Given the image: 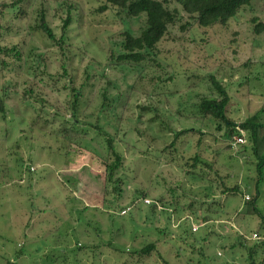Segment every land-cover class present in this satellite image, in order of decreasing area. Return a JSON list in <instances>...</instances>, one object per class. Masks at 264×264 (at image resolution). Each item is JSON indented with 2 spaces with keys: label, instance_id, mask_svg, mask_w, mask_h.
<instances>
[{
  "label": "rangeland",
  "instance_id": "rangeland-1",
  "mask_svg": "<svg viewBox=\"0 0 264 264\" xmlns=\"http://www.w3.org/2000/svg\"><path fill=\"white\" fill-rule=\"evenodd\" d=\"M161 1L176 20L157 49L130 62L119 59L126 32L140 36L146 15L101 11L108 0H0V264H253L254 245L264 264V175L258 195L250 133L231 148L228 128L199 109L219 95L213 74L231 95L230 120L264 122V32L254 21L264 22V0L208 28L177 0ZM72 87L81 94L75 139L66 133ZM109 135L123 155L121 197L103 163ZM145 199L166 206L153 212ZM133 201L125 215L114 208Z\"/></svg>",
  "mask_w": 264,
  "mask_h": 264
},
{
  "label": "trees",
  "instance_id": "trees-1",
  "mask_svg": "<svg viewBox=\"0 0 264 264\" xmlns=\"http://www.w3.org/2000/svg\"><path fill=\"white\" fill-rule=\"evenodd\" d=\"M254 0H177V2L182 6L183 10L190 15V17L197 20L198 24L203 28L213 27L214 25L221 24L227 25V23L237 17L239 10L244 7L251 5ZM117 7V14L121 15L125 14L128 18L140 17L141 15H146V24L147 27L142 31L140 36H135L131 32H126L125 42L123 43V47L125 53L119 57L122 61H134L140 62L145 59L143 51L154 50L158 48L159 43L164 39V37L169 32V25L176 20V16L179 14V10H170L164 1L161 0H108V2L100 7L101 11H106L108 8ZM259 19L255 18L254 21L257 23L255 25V32L257 34H262L264 32V22H257ZM72 22V15L69 14L67 19L64 21V25L62 27L64 34L60 40L61 45L64 44V40L66 39L67 30ZM40 27L51 39H55L56 36L54 34L53 29L49 26L46 18L43 16L40 21ZM3 48H0L2 51ZM176 76V73H174ZM210 79L218 91V97H204L199 103L200 115L204 118H214L218 121L219 128L221 129L223 125L228 128L227 135L230 138L229 147L233 148V144L235 142L236 136H243L247 142V134L250 133L251 140L253 141V151L256 156V169L258 174L257 179V190L256 193L260 194V182L264 175V148L261 147L262 140L264 139V122L257 120L256 115L249 116V118L243 122H235L230 120L228 116L227 108L231 102V95L228 90L222 85V83L214 76L213 74L210 76ZM74 100L71 101V109L73 110L71 113L73 125L69 128L66 133L70 136V139L74 137V128L76 126L77 121H79L76 112L78 111V103L81 98V94L75 87H72ZM30 95H34V90L31 89L28 92ZM45 103L44 99H40ZM0 112L6 113V109L4 107V102L2 98H0ZM99 130H102L99 126H96ZM194 132L193 129H188L184 131L176 132V137L174 141L170 144V146H174L176 141L186 133ZM263 132V134H261ZM196 133L202 134L201 130ZM244 133V134H243ZM246 142L244 144H246ZM107 143L109 146L110 153L109 155L103 159V163L107 170V180L108 183L114 185V191L121 197L123 194V184L126 183V180L118 175L121 167L123 165V155L118 151L115 138L112 136H108ZM242 144V145H244ZM240 145V146H242ZM238 146V147H240ZM236 147V148H238ZM201 161L199 155L195 157V162L192 165L193 169H196L197 163ZM194 171V170H193ZM240 190L239 186L237 187H226L225 193L236 194ZM142 200L145 197L144 192H139L137 198ZM146 200V199H145ZM254 200V199H253ZM251 201L255 203L254 201ZM137 201V200H136ZM132 202L130 205L125 206L124 208L117 209H130V212L135 203ZM163 204V203H162ZM163 207L161 203L157 200H153L152 202V211L154 212L157 207ZM166 206V205H164ZM192 204L190 208L192 209ZM164 208V207H163ZM162 208V209H163ZM254 213H259L256 205H253ZM177 212V210H176ZM211 218L206 217L204 221L207 223ZM88 234L89 232L86 231ZM264 244V242H263ZM92 245V244H91ZM97 245V244H94ZM243 247H246V244L243 242L240 243ZM156 248L155 244H150L147 247L143 248V253L151 254V252ZM257 245L249 247V258L253 264H257L255 261V255L257 252Z\"/></svg>",
  "mask_w": 264,
  "mask_h": 264
},
{
  "label": "built area",
  "instance_id": "built-area-1",
  "mask_svg": "<svg viewBox=\"0 0 264 264\" xmlns=\"http://www.w3.org/2000/svg\"><path fill=\"white\" fill-rule=\"evenodd\" d=\"M243 134H244V133H243ZM245 142H246V140L244 139L243 136H236V137H235V142H234L233 146H234V147H238V146L244 144ZM246 199H247V200H250V197L247 195V196H246ZM145 202H147V203H152L153 201H151V200H149V199H146ZM161 208H162V207H161ZM129 210H130V209H124V210H122L121 213H122L123 215H125L126 213H128ZM199 228H200L199 225L194 224L192 230H193V232H196V231L199 230ZM258 238H260L259 235H258V233H254V234H253V239H258Z\"/></svg>",
  "mask_w": 264,
  "mask_h": 264
},
{
  "label": "clouds",
  "instance_id": "clouds-1",
  "mask_svg": "<svg viewBox=\"0 0 264 264\" xmlns=\"http://www.w3.org/2000/svg\"><path fill=\"white\" fill-rule=\"evenodd\" d=\"M247 196V195H246ZM246 196H245V198H246Z\"/></svg>",
  "mask_w": 264,
  "mask_h": 264
},
{
  "label": "crops",
  "instance_id": "crops-1",
  "mask_svg": "<svg viewBox=\"0 0 264 264\" xmlns=\"http://www.w3.org/2000/svg\"><path fill=\"white\" fill-rule=\"evenodd\" d=\"M21 246H23V245H21Z\"/></svg>",
  "mask_w": 264,
  "mask_h": 264
}]
</instances>
